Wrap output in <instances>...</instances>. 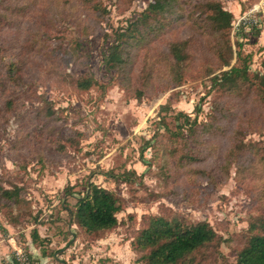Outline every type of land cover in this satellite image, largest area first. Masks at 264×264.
<instances>
[{
  "label": "rangeland",
  "instance_id": "374dc122",
  "mask_svg": "<svg viewBox=\"0 0 264 264\" xmlns=\"http://www.w3.org/2000/svg\"><path fill=\"white\" fill-rule=\"evenodd\" d=\"M211 4L233 15L231 65L241 53L263 76L264 15L233 24L264 0H0V262L26 248L39 264H147L142 230L181 218L220 240L191 264L236 263L264 217V109L245 89H210L207 74L229 68L215 55ZM125 29L126 62L109 72L103 53ZM89 183L121 203L114 229L73 223Z\"/></svg>",
  "mask_w": 264,
  "mask_h": 264
},
{
  "label": "trees",
  "instance_id": "16d2710c",
  "mask_svg": "<svg viewBox=\"0 0 264 264\" xmlns=\"http://www.w3.org/2000/svg\"><path fill=\"white\" fill-rule=\"evenodd\" d=\"M208 10V27L210 31L221 41L215 43L214 51L221 64L219 69L229 67L227 70L214 74L216 70L209 72L211 90H222L227 92L247 91V94L254 93L264 109V75L259 76L248 71L245 57L241 53L236 54V63L231 65L232 51L230 46L224 42V35L231 27L233 15L225 10L220 4H211ZM163 7V2L156 1L148 7V12L159 10ZM135 25L134 31L138 32ZM252 31H256L251 28ZM130 29H125L116 37V41L103 53V63L107 71L117 70L123 67L125 60L124 40ZM260 34L258 31L254 32ZM219 36V37H218ZM221 36V37H220ZM259 37V35H258ZM171 53L174 62L178 65L184 62L179 44L171 46ZM231 65V66H230ZM92 81L85 80L79 83L82 89H88ZM67 196H71L70 188H65ZM3 199L11 197L8 190H3ZM122 211V205L117 196L102 187L94 184H86L83 192L76 199L74 212L72 214L73 223L84 233L92 235L114 229L118 225L116 215ZM4 227L0 224V233H4ZM30 237L32 242L42 241L38 230L33 228ZM139 244L149 249L145 256L147 264H191L193 256L201 253V250L209 248L212 244L220 240L207 222H197L191 224L181 218L168 220L158 218L151 222L150 226L142 230L138 238ZM39 245V244H38ZM24 256L28 264H39L33 259L25 248ZM12 264H20L16 255L11 259ZM194 263V261H193ZM1 264H6L1 261ZM235 264H264V217L257 218L248 229V236L243 248L239 251Z\"/></svg>",
  "mask_w": 264,
  "mask_h": 264
},
{
  "label": "built area",
  "instance_id": "2783aa9c",
  "mask_svg": "<svg viewBox=\"0 0 264 264\" xmlns=\"http://www.w3.org/2000/svg\"><path fill=\"white\" fill-rule=\"evenodd\" d=\"M259 6H254L249 12H245L243 13L241 16H239L236 20V22L233 24L235 29H239L241 26H247L250 25L252 23L257 24V20H254L255 14H253L254 12H258L261 11L262 14L264 15V10H259ZM16 257L18 259V261L20 262V264H28V262L26 261V257L23 256L22 258L18 256V254H16Z\"/></svg>",
  "mask_w": 264,
  "mask_h": 264
},
{
  "label": "crops",
  "instance_id": "0c3cea01",
  "mask_svg": "<svg viewBox=\"0 0 264 264\" xmlns=\"http://www.w3.org/2000/svg\"><path fill=\"white\" fill-rule=\"evenodd\" d=\"M262 33H263V31L261 32V35H262ZM261 38V37H260ZM260 38H259V40H260ZM0 264H1V262H0Z\"/></svg>",
  "mask_w": 264,
  "mask_h": 264
}]
</instances>
